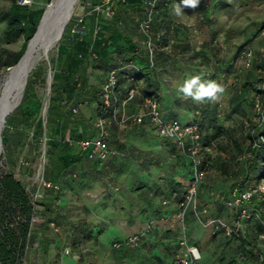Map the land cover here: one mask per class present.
<instances>
[{
  "label": "trees",
  "instance_id": "trees-1",
  "mask_svg": "<svg viewBox=\"0 0 264 264\" xmlns=\"http://www.w3.org/2000/svg\"><path fill=\"white\" fill-rule=\"evenodd\" d=\"M92 1H87L86 3H91V6H94L102 2V0ZM114 1L116 3L113 4L115 8L113 18L105 19L100 12H93L87 16L86 27L87 19L90 16L101 17L96 20L98 34L97 36L94 35L92 41L88 40V27L85 36L71 35L69 33L72 21L66 27L61 43L58 46L60 64L58 69L55 70L52 97L48 107V120L50 118L51 122H54L57 116L61 114L60 107L69 104V92L82 90V86L85 85L86 81L84 80L83 82V79H81L80 69L87 66L90 62H98L104 65L107 73L111 68H120L118 73L119 103L127 97L130 87L128 78L133 77L138 87V93L132 100L140 97L142 105L146 97L152 96L159 100L160 94L158 92L161 84H165L170 76H183V78H186L188 76L186 68L204 66L201 57L208 59L204 51L195 52L194 58L198 56L197 62L199 64H194L192 60L186 61L184 59L182 55L190 50V46L188 43L184 46L179 45V37L181 34L188 35V33H186L185 29L172 24L174 19L166 11L168 0H163L155 8L154 21L155 32L162 30L164 35L157 41L158 48L154 55V65L151 66L147 51L141 44L143 37L138 30L139 19H136V16L139 18L145 11L143 0ZM44 11L45 8L31 9L26 5L19 4L17 0H13L8 10L0 12V23L4 24L3 41L15 42L22 35L26 36L23 49L9 54L8 59L4 63L6 68L13 67L24 54L28 42L37 31ZM263 30L264 21L258 22L256 34H260ZM67 38L71 44L67 43ZM169 43L173 44L171 45L172 50H169ZM62 46L67 51L65 59L62 58L60 52ZM191 51H194V49H191ZM249 51L252 55L250 66H247L245 60ZM262 54L263 51L260 52L258 57L254 49L247 44H241L237 47L227 70L228 75H234L236 79L226 96L230 103L228 113H225L226 117L224 116L226 122H229L230 119H235L234 117L240 113L244 114L242 104L247 101L248 92L252 91L253 95L257 94L256 102L254 103L256 108L259 102L264 106V74H262V71L264 73V58ZM239 57L243 58L241 67L246 69L244 72H240L237 64H235ZM128 60H132L139 69L124 68L123 66L127 64ZM38 68L41 70L42 67L39 66ZM207 71V73L212 72V70ZM258 71H260V74ZM37 73L31 71L21 104L7 117L2 133L3 144L5 151L9 154L8 160H11L12 154H14L11 148L16 150L20 148V144L26 143V141L21 142L22 137L18 138V134L13 136L9 134L11 127L21 128L26 130L27 133L32 132L33 139L40 144H43L44 137H46L45 159H47V166L43 175L46 180L58 184L60 189L43 188V198L34 204L32 192L36 190L37 185L32 184L33 186L30 187L29 174L21 172L23 178H18L10 163H8V170H0V264H29V251L37 238L39 239L40 250L43 246L41 254L43 253L44 255L45 246L51 242V239L46 237L51 227L50 225L55 224L56 226L61 216L56 202L61 192L60 178L70 166V160H68L67 155L73 156L71 152L72 146L77 148L78 155H82L76 142L82 138H92L96 135H87L81 127H77L76 122H69L67 124L68 132L70 131L71 138L74 140L73 143L65 140L67 133L62 140L51 137L50 128L47 126L48 121L44 123V118L39 116L42 102L40 100L33 101L36 96L34 88L40 77ZM216 77L218 76H213V80L217 82ZM224 77L220 76V79ZM63 79L67 80L66 85H61V80ZM124 81L127 83L125 95L122 88V82ZM102 84L92 97L89 95L84 96L95 107V122L101 115L102 102L98 93ZM224 93L226 92L224 91ZM199 105H203L201 117L188 122L198 123L204 146H213L212 148H216L218 151L227 152L228 156L225 158L217 156L212 159L207 154L203 165L208 170V173L199 185L198 201L204 182L208 181L210 173L215 169L216 174L211 176V180L216 181L220 186L217 190L218 198L216 201L225 209L228 207L223 203L222 198L228 199L234 189L240 192L244 191L247 188V183L252 178L260 180L264 177V122H258L257 119L260 114L255 112V120L249 119L250 126L246 130V134H239L236 125L231 126L229 124L226 127V125L219 122L221 113L217 108V103L206 100L203 103H199ZM75 107L79 108L78 106H70V114L77 115L79 113L72 111ZM95 122L94 130L97 133ZM245 122L248 123L247 120H243L241 124L243 125ZM146 123L151 126L148 118L143 123L131 122L125 127L117 122H112L109 128L108 144L111 137L115 135V129H126L132 124L142 126ZM236 135H239V138H236ZM244 137H247L249 142H246ZM227 140L233 143L232 148L226 143ZM185 155L189 160L192 178L191 160L186 151ZM25 161L29 165L30 161L26 158ZM21 165L23 167L27 166L22 161ZM199 206L201 209H207V206L202 205L200 202ZM248 207L254 211H261L264 208V198L254 197ZM36 213L42 215L43 221L33 224L32 217ZM261 219H246L244 221L245 235L227 236L224 230L214 233L226 238L225 241L222 239L220 243L223 250L218 256V264H264V239L260 238L261 234L264 235V213H261ZM38 226L41 227L40 230H37ZM87 237L84 239H88Z\"/></svg>",
  "mask_w": 264,
  "mask_h": 264
},
{
  "label": "crops",
  "instance_id": "crops-1",
  "mask_svg": "<svg viewBox=\"0 0 264 264\" xmlns=\"http://www.w3.org/2000/svg\"><path fill=\"white\" fill-rule=\"evenodd\" d=\"M60 52L65 59L67 51L63 46ZM158 93L163 116L168 120H182V115H193L190 120L198 119L203 111V105L191 104L166 83L161 84ZM220 99L215 101L219 110L222 107ZM140 108V97H136L128 102L126 110L132 113ZM224 116L219 115V122L227 127L230 123ZM114 133L109 142V154L102 162L78 154L67 155L70 166L60 178L61 192L56 202L61 216L57 227L51 224L48 230L46 237L51 242L44 248L43 263L48 264L49 257L57 251L56 243L64 242L83 251L85 245L91 244L87 251L96 264H171L182 252L181 241L186 238V244L198 247L201 253L197 264H218L223 250L220 243L225 237L202 226L192 211L187 214L183 234L178 217L179 203L191 178L185 152L171 140L159 137L148 123L117 128ZM92 135L94 138L98 133L94 130ZM226 143L233 147L231 141ZM212 149L208 153L212 159L228 156L227 152L217 149L212 154ZM74 161H79L80 165L72 167ZM73 174L77 178L69 185L67 181ZM215 174L213 169L208 181L204 182L199 202L207 206L209 217L231 222V210L224 209L216 201L220 186L211 180ZM258 181L252 178L247 186ZM135 234L140 236L138 246L114 247L115 242ZM34 247L39 248V243ZM28 263H31L29 259Z\"/></svg>",
  "mask_w": 264,
  "mask_h": 264
},
{
  "label": "rangeland",
  "instance_id": "rangeland-1",
  "mask_svg": "<svg viewBox=\"0 0 264 264\" xmlns=\"http://www.w3.org/2000/svg\"><path fill=\"white\" fill-rule=\"evenodd\" d=\"M12 1L13 0H0V12L8 10ZM52 1L53 0H31L30 3L24 4L23 0H17L19 4L26 5L31 9L46 8ZM88 1L91 2L92 0ZM77 2L70 21H72L76 13H80L83 10V3H86L87 0H78ZM179 2L180 0H168L166 11L169 15L171 14L170 16L174 19L172 24L185 29L186 33H188V35L181 34L179 37V45L184 46L188 43L190 46V50L187 52L184 51L186 53L182 56L186 61L192 60L194 64H199V62H197L198 56L194 58L195 52L204 51L208 59H204V57L200 56L204 66L199 65V67L195 66L190 69L186 68L188 74L186 78H183L182 76L174 78L170 77L165 83L169 89L177 90L178 86L181 85L185 79L192 76L200 75L204 80H213V76H218L215 79H217V83L224 87L226 92L220 96L221 99L219 101L222 106L220 113L225 115V113H228V107L230 106L229 99L227 100L226 96L236 79L234 75H228L227 70L229 63L232 62L237 47L241 44L250 45L257 53L258 57L260 52L264 50V30L260 34H256L257 23L264 21V0H201L199 7L195 11L185 9V15L176 17L173 14L172 6ZM115 3L116 2L114 1L113 4ZM141 16H139V18L136 16V19H140ZM100 18L101 17L97 18V16L93 15L87 19V27L89 30L88 40L90 41L94 39L95 30L97 28L96 26L98 25L96 20H99ZM3 29L4 24L0 23V86L3 82L4 75L11 68H6L4 64L9 57V54L21 51L26 41L25 35H22L15 42L3 41ZM61 40L51 49L49 56L40 60L32 71L38 72L37 74L40 76L38 78L39 81H37L34 88L36 96L35 99H33V101L40 100L42 102V109L39 116L44 118V123L48 121L47 126L50 128L51 137L62 140L66 133H68L69 129L67 124L69 122H76L77 127H81L85 134H92L95 122V107L92 102L84 96H93L105 80L107 70L104 65L98 62H90L87 66L82 67L80 69V75L83 82L84 80L86 81L85 85L82 86V90L69 92V104L61 106V114L57 116V119L54 122H51L50 118L48 120V107L52 97L55 70L58 69L60 64L58 46L61 43ZM66 41L71 44L68 38ZM171 45L173 44L169 43V50L173 49L171 48ZM191 49H194V51H191ZM242 59V57H239V60L237 62L235 61L240 72L246 70L241 67ZM39 66L42 67L41 70H39V68L37 69ZM207 70H212V72L207 73ZM258 72L260 74V71ZM50 74L52 77L51 87L49 85ZM262 74H264L263 71ZM220 76L225 77L220 79ZM66 82V79L61 80V85H66ZM122 83V88L125 90L127 83L126 81ZM246 97L247 101L242 104L244 114L240 113L238 114L239 116L237 115L234 117L235 119H230L229 121L232 126L236 125L239 130L238 133H243V135L246 134V130L250 126L249 119L255 120V112H260L262 106V103L259 102L257 108L255 107L254 103L256 102L257 94L253 95L252 91L248 92ZM186 100L191 101V104H195L190 98ZM70 106H78L79 113L77 115L70 114ZM46 107L47 111L45 113ZM183 113L186 114V112ZM192 113H194V111ZM182 116L183 119L181 121L183 123H187L193 117V115L190 117H188V115ZM198 116L201 117V114ZM243 120H247L248 123L245 122L242 125L241 121ZM9 134L11 136L18 134V138L22 137L21 142L26 141V143L20 144V148H17L16 150L11 148V151H14L11 160H8L9 154L5 151L6 149L3 144V150L0 154V170H8V163H10V166L13 167L18 178L22 177L21 172L29 174V185L32 187V184H36L38 180L39 172L41 174L45 172V167L47 166V159L43 157L44 146L33 139L32 132L27 133L26 130L21 128L11 127ZM244 139L246 142H249L247 137H244ZM71 148L72 154L77 156V148L75 146H72ZM212 150V154L217 152L216 148H213ZM25 158L28 159L30 163L26 167H23L21 161L25 160ZM72 163V167L74 168L80 165L79 161H74ZM72 176L73 177H70L71 180L69 179L67 181V184L69 185L75 182L74 178H77L74 174ZM40 229L41 227L38 226L37 230ZM38 240L39 239L37 238L34 244H36V242L38 243ZM56 244L58 249L49 257L48 264H96L95 261H93V256L87 251L91 244L85 245L83 247L84 251L81 248L71 247L64 242H58ZM41 251H43V246L41 250L40 248L34 247V245L32 246L29 252L30 264H44V255L43 253L41 254ZM81 252L85 253L83 254Z\"/></svg>",
  "mask_w": 264,
  "mask_h": 264
},
{
  "label": "built area",
  "instance_id": "built-area-1",
  "mask_svg": "<svg viewBox=\"0 0 264 264\" xmlns=\"http://www.w3.org/2000/svg\"><path fill=\"white\" fill-rule=\"evenodd\" d=\"M124 1V0H123ZM163 0H143L145 11L139 19L138 30L142 39V46L146 49L149 56L150 65H154V55L158 48L157 41H159L164 31L155 32L154 13L155 8ZM24 4H28L31 0H23ZM114 0H102L100 4L91 6L90 3H83V10L76 13L72 19V24L69 28L71 35L85 36L87 34V27L85 21L87 16L93 12H100L105 19H111L115 15V8L113 7ZM90 6V8H89ZM98 34V29L95 30V36ZM100 38V37H99ZM251 52H247V59L245 63L250 66ZM264 58V50L262 54ZM124 63V62H122ZM124 68L139 69L132 61L128 60ZM120 68H111L102 87L98 93L102 102L101 115L97 118L95 126L98 135L94 138H82L76 143L79 146L80 153L90 160L104 161L109 154L108 138L110 135L109 128L112 122H117L125 127L131 122L143 123L148 118L154 132L162 138L171 140L180 150L186 151L192 166V178L185 187L182 200L179 203L178 217L182 224L183 234L186 230V218L189 211H192L199 219L202 226L209 228L213 233L224 230L227 236L245 235L244 221L246 219L256 218L261 219V213H264V208L261 211H254L248 207L254 197L264 198V177L258 182L248 185L244 191L234 189L230 197L222 198L223 203L231 210V222L221 217H209L208 209H201L198 201V188L200 183L207 176L208 170L204 167V160L211 151L213 146H204L202 142V134L197 122L183 123L179 119L167 120L164 118L160 101L154 97L144 98L143 104L139 111L129 113L126 110L127 104L138 93V87L133 77H129L130 87L128 89L127 97L119 103L118 89H119V73ZM119 103V104H118ZM47 108V107H46ZM47 111V110H46ZM74 113L79 112V108L75 107L72 110ZM260 111V110H259ZM264 106H261L260 116L258 122H264ZM47 138L44 137L43 157L45 158V143ZM66 141L73 143L70 131L67 133ZM22 163L28 164L23 160ZM206 164V163H205ZM207 165V164H206ZM35 184V183H34ZM37 188L32 192L34 204L41 200L44 196L43 188L60 189V186L52 181L46 180L43 173L39 172L38 180L36 182ZM205 217V218H204ZM43 221L39 213L32 217V223H39ZM260 238L264 239L261 234ZM140 244V236L138 234L131 235L123 241L115 242L114 247L120 246H138ZM181 244L184 246L182 252L171 262V264H197L201 259V253L198 247L186 244V238H183Z\"/></svg>",
  "mask_w": 264,
  "mask_h": 264
},
{
  "label": "bare ground",
  "instance_id": "bare-ground-1",
  "mask_svg": "<svg viewBox=\"0 0 264 264\" xmlns=\"http://www.w3.org/2000/svg\"><path fill=\"white\" fill-rule=\"evenodd\" d=\"M77 1L78 0H60L56 6H51V8L55 7L54 18H56V20L60 19V21L62 19H64V21L70 19L74 12L73 8H75L76 3H78ZM49 21L50 19L46 21L47 23H44L39 33L32 40L28 51L22 57L20 63L11 71V74L17 72L20 75L21 81L13 85L10 90V105L15 104V102L20 99L24 89V81L28 73L37 63H39L40 60L48 57L51 49L57 44V39L60 33L58 22L56 21L54 26L48 27L50 25ZM2 116L3 112H0V118ZM2 150L3 148H0V154L2 153Z\"/></svg>",
  "mask_w": 264,
  "mask_h": 264
},
{
  "label": "water",
  "instance_id": "water-1",
  "mask_svg": "<svg viewBox=\"0 0 264 264\" xmlns=\"http://www.w3.org/2000/svg\"><path fill=\"white\" fill-rule=\"evenodd\" d=\"M60 0H53L46 8H45V11L42 15V18L40 20V23L37 27V31L35 32V34L33 35V37L30 39V41L28 42V45H27V49L26 51L24 52V54L28 51L30 45H31V42L32 40L35 38V36L39 33L41 27L44 25V23L50 19V25L48 27H52L55 25V22L58 20H56V18H54V8H51V6H56V4L59 2ZM73 8V7H72ZM75 8H73V11H74ZM73 15V14H72ZM72 17V16H71ZM71 19V18H70ZM70 19L68 20H65L62 19L60 21V19L57 21L58 22V28L60 29V33H59V37L57 39V42H59L62 37H63V34H64V31H65V28L66 26L68 25ZM47 23V22H46ZM47 25V24H46ZM24 54L21 56V58L18 60V62L10 69L7 71V73L4 75L3 77V82L0 86V112H3V116L0 118V148H3V137H2V133H3V129L5 127V124L7 122V117L21 104L22 102V99L24 97V93H25V89H26V86L28 84V78H29V75L31 73V71L35 68H33L29 73L28 75L26 76L25 78V81H24V89H23V92L21 94V97L20 99H18L15 104H9L10 103V90L12 88L13 85L19 83L21 81V78H20V75L16 72L14 74H11V71L17 67V65L20 63V61L22 60V57L24 56ZM51 80H52V77H51V74H50V78H49V85L51 87ZM46 110L47 108H45V113H46Z\"/></svg>",
  "mask_w": 264,
  "mask_h": 264
},
{
  "label": "clouds",
  "instance_id": "clouds-1",
  "mask_svg": "<svg viewBox=\"0 0 264 264\" xmlns=\"http://www.w3.org/2000/svg\"><path fill=\"white\" fill-rule=\"evenodd\" d=\"M201 3V0H180L175 3L173 14L176 17L185 15V9L195 11ZM177 91L182 94L185 99L190 98L194 102L203 103L208 101H217L224 93V87L215 80H204L200 75L192 76L185 79L184 82L178 86Z\"/></svg>",
  "mask_w": 264,
  "mask_h": 264
}]
</instances>
